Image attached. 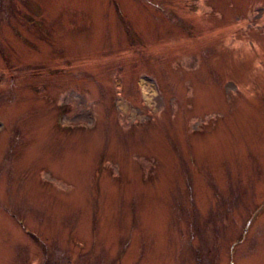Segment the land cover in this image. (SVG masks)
<instances>
[{
    "label": "rangeland",
    "instance_id": "rangeland-1",
    "mask_svg": "<svg viewBox=\"0 0 264 264\" xmlns=\"http://www.w3.org/2000/svg\"><path fill=\"white\" fill-rule=\"evenodd\" d=\"M0 264H264V0H0Z\"/></svg>",
    "mask_w": 264,
    "mask_h": 264
},
{
    "label": "bare ground",
    "instance_id": "bare-ground-1",
    "mask_svg": "<svg viewBox=\"0 0 264 264\" xmlns=\"http://www.w3.org/2000/svg\"><path fill=\"white\" fill-rule=\"evenodd\" d=\"M143 90L145 92L146 97H150L149 85L147 83H142Z\"/></svg>",
    "mask_w": 264,
    "mask_h": 264
}]
</instances>
